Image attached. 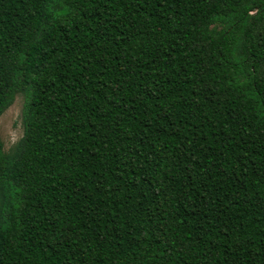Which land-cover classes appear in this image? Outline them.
I'll return each instance as SVG.
<instances>
[{"label": "trees", "instance_id": "16d2710c", "mask_svg": "<svg viewBox=\"0 0 264 264\" xmlns=\"http://www.w3.org/2000/svg\"><path fill=\"white\" fill-rule=\"evenodd\" d=\"M0 264H264V0H0Z\"/></svg>", "mask_w": 264, "mask_h": 264}, {"label": "rangeland", "instance_id": "374dc122", "mask_svg": "<svg viewBox=\"0 0 264 264\" xmlns=\"http://www.w3.org/2000/svg\"><path fill=\"white\" fill-rule=\"evenodd\" d=\"M22 108L23 96L18 94L12 104L0 115V137L7 152L23 134Z\"/></svg>", "mask_w": 264, "mask_h": 264}]
</instances>
